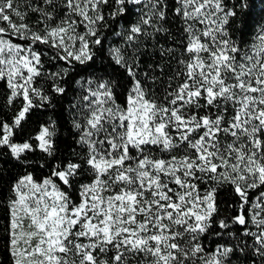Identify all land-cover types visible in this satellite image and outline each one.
I'll use <instances>...</instances> for the list:
<instances>
[{
  "label": "snow or ice",
  "instance_id": "obj_1",
  "mask_svg": "<svg viewBox=\"0 0 264 264\" xmlns=\"http://www.w3.org/2000/svg\"><path fill=\"white\" fill-rule=\"evenodd\" d=\"M0 252L264 264V0H0Z\"/></svg>",
  "mask_w": 264,
  "mask_h": 264
},
{
  "label": "trees",
  "instance_id": "obj_2",
  "mask_svg": "<svg viewBox=\"0 0 264 264\" xmlns=\"http://www.w3.org/2000/svg\"><path fill=\"white\" fill-rule=\"evenodd\" d=\"M15 170H13L14 172ZM0 261H3V264H8L7 253L0 252Z\"/></svg>",
  "mask_w": 264,
  "mask_h": 264
}]
</instances>
